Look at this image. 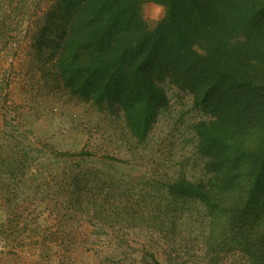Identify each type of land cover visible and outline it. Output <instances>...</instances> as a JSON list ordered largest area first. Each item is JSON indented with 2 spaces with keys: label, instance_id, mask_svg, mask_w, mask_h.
<instances>
[{
  "label": "rangeland",
  "instance_id": "374dc122",
  "mask_svg": "<svg viewBox=\"0 0 264 264\" xmlns=\"http://www.w3.org/2000/svg\"><path fill=\"white\" fill-rule=\"evenodd\" d=\"M55 0H0V264H251L206 253L204 206L173 193L205 176L194 125L207 116L167 84L146 140L121 110L69 93L32 38ZM154 28L165 9L141 6Z\"/></svg>",
  "mask_w": 264,
  "mask_h": 264
},
{
  "label": "trees",
  "instance_id": "16d2710c",
  "mask_svg": "<svg viewBox=\"0 0 264 264\" xmlns=\"http://www.w3.org/2000/svg\"><path fill=\"white\" fill-rule=\"evenodd\" d=\"M146 1L165 9L154 28ZM32 48L70 94L121 110L140 142L166 85L189 93L207 116L194 125L205 176L170 187L204 206L207 254L264 264V0H55Z\"/></svg>",
  "mask_w": 264,
  "mask_h": 264
}]
</instances>
